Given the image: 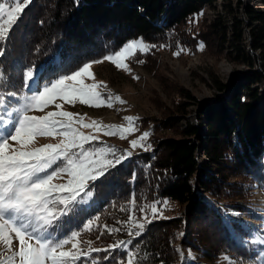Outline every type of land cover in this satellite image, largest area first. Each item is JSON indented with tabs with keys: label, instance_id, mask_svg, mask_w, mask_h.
<instances>
[{
	"label": "trees",
	"instance_id": "16d2710c",
	"mask_svg": "<svg viewBox=\"0 0 264 264\" xmlns=\"http://www.w3.org/2000/svg\"><path fill=\"white\" fill-rule=\"evenodd\" d=\"M215 1L30 0L7 39L0 41V98L8 100L23 90L29 69L38 70L37 80L55 79L116 52L134 38L149 49L137 51L129 61L147 64L156 47H175L186 20L205 5L213 8ZM219 1L221 11L215 13L208 29L219 38V49L227 52L229 60L248 68L234 72L226 82L211 77L214 90L226 96L199 104L196 117L201 128L182 114L188 102H178L174 106L177 115L168 121L185 119L177 136L153 137L150 150L121 160L89 181L85 189L91 190L89 198L70 205L54 230L49 229L56 239L81 232L79 248L88 254L75 264H123L128 251L134 254V264H175L178 250L174 243L180 229L181 245L206 259L225 254L234 264L264 261L263 245L251 240L250 231L232 213L259 218L231 204L233 199L245 200L253 183L264 184V98L254 87L264 82V10L241 0H235L234 6L231 0ZM255 2L264 6V0ZM204 31L196 33L193 43L206 46L200 36H205ZM182 94L192 99L187 91ZM150 128L156 131L153 123ZM200 153L205 158L202 163L196 157ZM227 172L243 183L229 182ZM161 200L186 205L182 223L178 217L152 220L139 235L126 237V249L122 244L109 248L118 244L115 235L124 226L130 203L138 210L145 203ZM89 220H94L92 230L85 231L83 225ZM242 235L247 239L242 240ZM179 264L198 263L185 256Z\"/></svg>",
	"mask_w": 264,
	"mask_h": 264
},
{
	"label": "rangeland",
	"instance_id": "374dc122",
	"mask_svg": "<svg viewBox=\"0 0 264 264\" xmlns=\"http://www.w3.org/2000/svg\"><path fill=\"white\" fill-rule=\"evenodd\" d=\"M231 1L232 6H234L235 0ZM241 1L264 10V6L255 2V0ZM4 2L5 0L1 3ZM219 4L220 1L216 0L213 3V8L205 5L196 15L188 18L183 24V27H181L184 32L179 41H177L176 46L171 47L168 45H162L156 47L149 55L150 62L147 64H144V61L141 63V61H129V59H127L125 63L129 70L126 71L123 68H117L115 64L110 61L103 60L105 56L111 54L86 62L89 63L92 61L103 60L102 63H93L91 65V71L93 72L95 79L85 78L84 82L86 84H91L102 81L107 86L106 88L100 89L102 96L107 97L109 94L114 96L118 95L124 103L114 101L112 107H107L106 105L93 107L88 104H82L79 100L69 104L66 101L57 98L56 102L49 105L44 112L29 110L28 114L42 116L49 111H57L56 103H58L61 105L59 111H68L76 114L73 117L74 121L83 119V124L85 125L92 124L93 121H96L97 124L101 126L99 129L96 127H84L81 124H75L74 126L84 135L98 137V139L89 141L84 145L86 150L89 152H96L99 149H112L113 151L111 153L106 152L104 158L112 160L114 163L117 157L128 158L129 152L133 155L138 152L150 150L153 137H155V140H159L164 137L177 136V131L186 121L194 123L201 128L202 124L196 117V111L199 104L203 101L212 100L220 95L226 96V94H221V92H216L214 90L211 85V77L214 76L220 81L226 82L234 72L243 71L248 68L242 63L229 60L227 52L224 49H219V38L210 33L208 24L214 18L215 13L221 11ZM237 15L238 18H242L240 9L237 11ZM4 19H6V17H4ZM243 27L245 29V26ZM203 29H205V36H203L204 34H201L200 36L206 40V46L201 43H193L196 33ZM243 36V41L245 42L246 36L244 32ZM133 40L140 39L134 38L129 41ZM129 41L124 43L120 49ZM143 43L147 46L145 42ZM147 49H149L148 46L146 50ZM176 53L179 54L177 55ZM253 67L256 68L255 63H253ZM29 70L25 72V78L26 73ZM31 70L33 71V78L28 80L27 83L25 82L23 90L18 95L14 96V100L12 98L8 100L0 98V101L3 102L0 104V119L4 118L5 122L9 119H17L20 113L14 111V109H22V107L28 102V97L33 95L36 91L42 90L45 84L60 77L58 76L51 80H47L43 77L40 80H37L38 70ZM254 87H257V93L262 94L264 98V82H259ZM183 91H187L192 96V99L184 98L182 94ZM178 102H188V105L185 106L186 108L182 112L186 117V121L184 118H178L175 122H168L170 121L169 117L175 114L174 106ZM8 113H11L10 117ZM125 117L136 118L134 120L135 131L125 133L126 138L124 139L120 137L119 133L116 135L105 134L104 126L114 125L124 129L129 128L130 125L128 121L124 119ZM56 119L64 121L66 118L56 117ZM152 123L156 131H153V129L150 128ZM62 130L63 129L58 126L57 132L52 136H37L28 147L31 149L41 147L44 144H59L63 139V137L59 135V132ZM0 131L3 130L0 129ZM107 131L117 132V128H109ZM145 132H148L149 135L146 139L141 141L142 146H136L133 148L130 142L134 139H138ZM9 143L14 147H18L15 141L9 140ZM196 155L199 163H202L205 160L203 154L200 153ZM58 164H60V162H58ZM60 166L63 165L60 164ZM226 175L229 182L243 183L242 178H235L229 172H227ZM70 179L71 177L66 172L59 173L53 178V183L67 184ZM88 183L89 181L87 184ZM54 195H56V193H54ZM63 195H67V193H63ZM81 195L83 196L82 200L85 201L89 198L90 193L88 195L81 193ZM77 199L81 200L80 197ZM233 200L234 201L231 202V204L243 206L259 218V220H255L238 212L232 213V217L239 220L247 230L250 231L249 235H252L251 240L255 243L262 244V247H264V184L260 185L253 183L249 186V195L245 200ZM165 202H167V206H165ZM213 203L217 206L220 205L219 203ZM153 204H155L158 210L155 215L152 213L150 207ZM185 206V204L179 205L172 201L161 200L159 202L145 203L138 208V210H134L130 203L124 226L121 228L120 232L115 235V239L118 240V244H122L126 249L128 240L126 237L135 235L137 231H141L137 226H134V224L138 225L142 223L145 225L152 220L177 217L180 218L182 223L185 214ZM141 208L144 210L140 211ZM221 210L224 211L225 209ZM130 217L132 218L131 220L129 219ZM192 229L196 230L197 227L192 226ZM180 232V235L176 238L174 243V246L178 250V261L175 264H179L185 256L195 258L200 264H234L225 254H220L212 259H206L195 250L182 246L181 239L183 237V229H180ZM241 239L246 240L247 237L242 235ZM13 246L18 248V241L15 239L13 240ZM69 248H71V244L65 246L66 250ZM181 253H183V257L181 256ZM8 254L6 247L0 243V259L6 258ZM87 254L88 252L86 253L83 251L81 256ZM128 258L127 255L123 264H127ZM250 264H264V261Z\"/></svg>",
	"mask_w": 264,
	"mask_h": 264
},
{
	"label": "snow or ice",
	"instance_id": "6c2138e0",
	"mask_svg": "<svg viewBox=\"0 0 264 264\" xmlns=\"http://www.w3.org/2000/svg\"><path fill=\"white\" fill-rule=\"evenodd\" d=\"M29 3L30 0H5L4 3H0V41L7 39L9 29ZM146 48L142 40L129 41L120 50L105 56L103 60L110 61L117 68L127 71L129 69L125 61L137 51H144ZM103 60L85 63L70 74L62 75L45 84L42 90L36 91L27 98L28 102L22 109H14L20 113L17 119H9L7 122L0 119V129L3 130L0 131V243L9 253L6 258L0 259V264H75L80 258L82 249L79 248L80 241L77 239L81 235L80 231H72L70 235L56 239L49 234V229L54 230V224L66 214L70 205L80 202L78 197L83 199L81 193L84 195L90 193V189L85 191L88 181H95L108 168L114 167L121 159L127 157H117L114 163L104 158L106 152L111 153L112 149H99L96 152L86 150L84 145L98 137L84 135L74 125L81 124L84 127L97 129L101 126L96 121L87 125L83 124V119L74 121L73 117L76 114L59 111L61 105L58 103H56L57 111H49L42 116L29 115L28 111L44 112L49 105L56 102L57 98L69 104L79 100L80 103L93 107L105 105L112 107L114 101L124 103L118 95L102 96L100 89L107 87L102 81L91 84L84 82L85 78L95 79L91 65L102 63ZM32 78L33 71L30 69L26 73L25 82ZM2 103L0 101V104ZM8 115L10 117L11 113ZM56 117L66 119L60 121ZM124 119L128 121L129 128L104 126L105 134L119 133L124 139L125 133L135 131L136 118ZM58 126L63 129L59 132L63 137L59 144H44L31 149L28 147L37 136L55 134ZM109 128H117V132L107 131ZM148 135L149 133L145 132L138 139L132 140L130 142L132 147L142 146L141 141ZM9 140L15 141L18 147L10 144ZM128 155L130 156L131 152ZM53 165L57 167L49 171ZM65 172L71 177L68 183L54 184L53 178ZM132 203L135 204V201L133 200ZM58 205H63V209L58 208ZM150 207L155 215L158 211L155 204ZM93 223L94 220H89L83 225V229L91 231ZM134 226L141 231L145 227L142 223ZM110 231H119V229ZM139 234L140 232L137 231L136 235ZM14 239L18 241V248L13 246ZM68 244H71V248L66 250L65 246ZM120 246V244L109 245V248ZM127 255L129 257L127 264H134V254L128 252ZM181 256L183 257V253Z\"/></svg>",
	"mask_w": 264,
	"mask_h": 264
},
{
	"label": "crops",
	"instance_id": "0c3cea01",
	"mask_svg": "<svg viewBox=\"0 0 264 264\" xmlns=\"http://www.w3.org/2000/svg\"><path fill=\"white\" fill-rule=\"evenodd\" d=\"M190 261H192V262H194V263H198V264H200L199 262H198V260H196L195 258H191V257H189V256H186Z\"/></svg>",
	"mask_w": 264,
	"mask_h": 264
}]
</instances>
